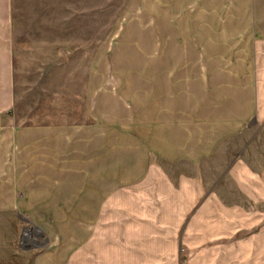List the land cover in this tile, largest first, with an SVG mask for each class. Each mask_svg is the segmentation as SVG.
Returning a JSON list of instances; mask_svg holds the SVG:
<instances>
[{
	"label": "crops",
	"instance_id": "crops-1",
	"mask_svg": "<svg viewBox=\"0 0 264 264\" xmlns=\"http://www.w3.org/2000/svg\"><path fill=\"white\" fill-rule=\"evenodd\" d=\"M226 1L166 24L150 84L23 123L0 0V207L44 233L35 264H264V0Z\"/></svg>",
	"mask_w": 264,
	"mask_h": 264
},
{
	"label": "rangeland",
	"instance_id": "rangeland-1",
	"mask_svg": "<svg viewBox=\"0 0 264 264\" xmlns=\"http://www.w3.org/2000/svg\"><path fill=\"white\" fill-rule=\"evenodd\" d=\"M197 1L14 0L17 121L82 119L89 83L112 92L117 83L150 84L168 60L166 24ZM44 236L27 215L0 207V264H35Z\"/></svg>",
	"mask_w": 264,
	"mask_h": 264
}]
</instances>
